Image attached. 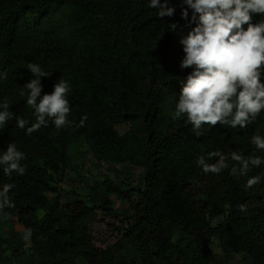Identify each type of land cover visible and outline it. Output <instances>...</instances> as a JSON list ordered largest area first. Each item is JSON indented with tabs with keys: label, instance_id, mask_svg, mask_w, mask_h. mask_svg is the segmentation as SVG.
Returning a JSON list of instances; mask_svg holds the SVG:
<instances>
[{
	"label": "trees",
	"instance_id": "obj_1",
	"mask_svg": "<svg viewBox=\"0 0 264 264\" xmlns=\"http://www.w3.org/2000/svg\"><path fill=\"white\" fill-rule=\"evenodd\" d=\"M170 4L174 15L159 18L148 0H0V71L8 74L0 81V98L10 101L16 115L35 122L34 109L20 95L32 78L27 62L33 61L51 71L41 78L44 93L61 77L70 81L74 122L59 130L50 123L28 135L13 119L0 132V149L15 142L27 156L24 175L14 173L9 180L0 171V184L15 185L10 192L15 207L6 216L18 217L25 231L32 229L29 239L12 234L11 256L4 250L1 255L0 243L1 260L214 264L217 239L225 262L247 254L254 264H264V183L246 188L247 179L264 166L235 177L231 160L219 175L195 163L198 155L215 151L245 157L256 152L250 139L264 135V111L244 129L217 125L200 138L181 121L186 117L172 118L184 73L191 71L180 68V40L194 25L191 11L189 20L181 16L182 0ZM119 126L128 130L122 134ZM74 140H85L97 163L138 168L143 182L133 186L129 177L118 183L105 175L84 197L70 192L69 198L58 194L54 203L47 202L46 194L59 191L65 174L77 172L68 151ZM113 197L121 199L119 208ZM100 212L122 214L116 241L106 247L97 245L90 231ZM219 216L223 222L213 225Z\"/></svg>",
	"mask_w": 264,
	"mask_h": 264
},
{
	"label": "clouds",
	"instance_id": "obj_2",
	"mask_svg": "<svg viewBox=\"0 0 264 264\" xmlns=\"http://www.w3.org/2000/svg\"><path fill=\"white\" fill-rule=\"evenodd\" d=\"M147 6L156 9L159 18L172 17L176 10L174 6H171L170 0H148ZM190 11L191 19L189 20ZM257 15L260 19L254 22ZM181 16L194 25L180 40L184 53L180 68H191V71L184 73L188 75L184 77L182 87L178 88L179 97L178 100L176 99L175 108L173 107L172 118L181 120L186 117L181 121L185 125H191L190 131L197 138L217 125L231 129L246 128L264 111V0H182ZM169 27L175 30L177 24L172 23ZM27 69L32 78L23 85L20 95L26 96V104L34 109L35 122L30 124L29 120L16 115L10 110L12 105L10 101L7 98H0V132L13 119L16 120V126L25 130L28 135L42 127H47L50 123L58 130L71 127L74 122L69 119L71 106L68 94L72 90L70 81L61 77L53 85L51 93H44L41 78L50 76L51 71L45 70L42 65L33 61L27 62ZM7 78V72L0 71V81ZM86 119V116L82 117L79 126H83ZM122 127L127 128V126L118 127L123 134L128 128L122 132ZM250 143L256 152H264V135L254 134ZM75 144H78L80 149L73 157L70 155V149ZM87 146L85 140H74L69 146V155L72 157L76 173L82 172L85 160L89 158L88 163H93L104 170L101 179L105 175L112 177L111 173L121 164L108 161L97 163L91 153H88ZM256 152L245 157L238 151H231L230 154L215 151L198 155L195 163L203 172L219 175L230 167L228 161L231 160L234 162L230 167L231 175L248 176L252 168L264 166V155H258ZM214 157L218 158L216 162L208 163V160ZM26 159V153L15 142H9L6 150L0 149V171L9 180L14 173L22 176L26 172L23 163ZM40 162L44 166V160L40 159ZM76 173L67 172L62 182L66 179H74ZM72 182L75 183L74 180ZM261 183H264V172L250 176L246 181V188ZM14 187L13 183L0 184L1 255H4V250L7 256H11L14 251L8 248L13 233L23 234L24 239L32 236V229L28 228L25 231L22 227L23 222H20L18 217L6 216L8 210L15 207L13 198L10 196ZM89 187L86 191H83L85 187H72L69 192L63 194L58 183L59 191L48 192L46 201L54 203L58 200V194L69 198L70 192H79L84 197L88 195ZM260 195L262 193H258V196ZM43 214L44 211L39 212V216ZM220 217L224 220V216L216 219ZM216 250L214 248L215 259L218 255ZM220 250L222 256V249ZM237 255H241L242 258L244 255L249 256ZM5 259V261L0 259V264L13 262L24 264L23 261H17L14 257Z\"/></svg>",
	"mask_w": 264,
	"mask_h": 264
},
{
	"label": "rangeland",
	"instance_id": "obj_3",
	"mask_svg": "<svg viewBox=\"0 0 264 264\" xmlns=\"http://www.w3.org/2000/svg\"><path fill=\"white\" fill-rule=\"evenodd\" d=\"M127 128L122 127V132H124ZM70 149V155L73 157L77 155L80 147L78 144H75L71 146ZM89 158L85 160V166L80 173L74 174V179H66L64 182L59 183L61 190L63 194H65L67 191L69 192L72 187L77 188H83V191H86L87 187L96 184L101 178L104 173L103 169H100L99 167L95 166L93 163H88ZM119 168L114 169V171L111 173L112 177L116 179V181L119 183L121 181H124L126 178H130V184L133 186L139 185V183L142 181V172L135 167H132L129 164H124L121 166H118ZM116 170V171H115ZM70 175H68L69 177ZM76 178V180H75ZM75 181L72 182V181ZM143 182V181H142ZM113 200L116 204V207H120L121 205V199L119 197H113ZM121 211V209H120ZM121 213H125L121 211ZM122 214H119V216H107L104 213H100L99 217L96 219L94 223L90 226V231L93 234L94 238L96 239V243L102 247H106L110 244H113L116 241V236L119 233L117 231V228L121 226V218ZM223 220L222 217L214 220L213 225L219 224ZM4 223V222H3ZM3 228V227H1ZM214 248H216L218 255L216 256V259H214V264H253L251 258L249 256L244 255V258H242L241 255H237L234 257L231 261L225 262L224 259L221 256V250L218 245V241L214 240ZM252 262V263H251ZM7 264H20V263H7ZM213 264V263H212Z\"/></svg>",
	"mask_w": 264,
	"mask_h": 264
}]
</instances>
